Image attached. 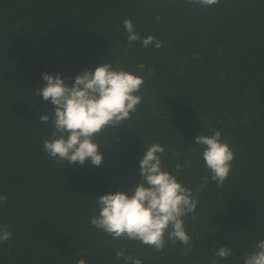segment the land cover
<instances>
[{
    "label": "trees",
    "instance_id": "1",
    "mask_svg": "<svg viewBox=\"0 0 264 264\" xmlns=\"http://www.w3.org/2000/svg\"><path fill=\"white\" fill-rule=\"evenodd\" d=\"M126 18L162 47L129 42ZM106 62L143 77L142 102L98 138L101 166L60 164L43 150L53 129L39 119L54 106L34 91L43 73L70 83ZM217 130L235 157L222 186L194 142ZM152 143L198 201L184 218L190 244L159 252L90 224L95 198L142 182ZM0 195V225L12 232L0 264H124V248L142 264H243L264 239V0H0ZM214 246L233 254L219 259Z\"/></svg>",
    "mask_w": 264,
    "mask_h": 264
},
{
    "label": "clouds",
    "instance_id": "2",
    "mask_svg": "<svg viewBox=\"0 0 264 264\" xmlns=\"http://www.w3.org/2000/svg\"><path fill=\"white\" fill-rule=\"evenodd\" d=\"M185 2L212 7L219 0ZM122 23L129 42L141 41L144 48L150 45L157 49L162 47L161 41L151 35L142 38L130 19L126 18ZM144 68V64L138 65V69ZM42 79L43 87L34 92L54 106L53 114L39 117L53 129L51 139L43 140L45 153L60 164L83 166L90 161L93 166H101L104 157L98 138L110 134V129L125 125L124 122L137 112L142 102L143 77L106 62L94 70H83L74 81L69 78L70 83L59 73H43ZM194 142L202 148V159L211 180L222 186L232 168L233 150L222 140L219 130L213 135L197 134ZM144 147L139 161L142 182L127 192H109L95 198L97 212L90 217V224L113 240L139 242L154 252L162 251L168 242L189 245L191 236L186 233L184 218L190 215L195 219L198 201L191 189L164 170L161 161L164 147L159 143L144 144ZM5 203L7 196L0 195V204ZM11 237L9 228L0 225V244ZM213 249L219 259H227L233 254L229 247L217 250L214 246ZM116 256L124 264H142L141 259L127 254L126 248L118 250ZM76 264H86V261L79 259ZM243 264H264V239L257 243L254 251L244 254Z\"/></svg>",
    "mask_w": 264,
    "mask_h": 264
}]
</instances>
